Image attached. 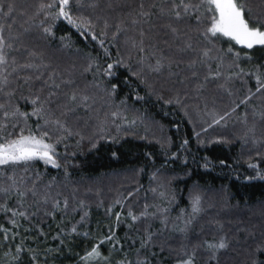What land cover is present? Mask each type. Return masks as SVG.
<instances>
[{
  "label": "trees",
  "instance_id": "16d2710c",
  "mask_svg": "<svg viewBox=\"0 0 264 264\" xmlns=\"http://www.w3.org/2000/svg\"><path fill=\"white\" fill-rule=\"evenodd\" d=\"M47 2L0 0L9 61L0 67V81L8 79L6 86L0 84V103L9 113L17 108L31 113L37 96L48 101L44 119L32 116L25 125L14 117L6 121V132L48 131L52 139L47 142L55 144L61 165L34 161L27 171L22 166L14 173L4 170L35 179L38 198L47 193L50 200L37 205L28 195L21 208L18 195L0 198V204L26 213L14 218L19 224L14 227L11 213L0 211V226L9 229L10 237L4 240L0 233V264H117L125 258L133 264H177L185 246L191 251L220 237L228 247L214 260L197 249L196 264H252L253 257L264 264L259 251L264 249V180L258 178L264 175V120L258 115L264 112V94L241 104L249 89L255 91V78L228 79L237 71L235 52H240V67L250 73L264 65V46L245 49L225 37H206L207 20L170 21L159 15L164 0H83L74 15L90 19L92 27L81 35L83 30L66 21L46 18L40 5ZM248 6L253 12L264 7L261 0H248ZM47 27L53 35L44 32ZM207 49L210 58H203ZM158 62L160 70L154 71ZM109 63L111 76L105 75ZM218 66L221 77L206 80ZM72 94L75 101L69 99ZM56 119L67 132L45 124ZM31 187L26 179L23 189ZM197 195L202 210L186 226ZM54 199L61 202L59 210L52 207ZM145 206L150 215L133 222L128 211L139 215ZM165 217L167 227L161 223ZM110 231L120 246H101L109 259L83 261ZM149 233L153 241L141 249ZM18 245L25 251L15 261Z\"/></svg>",
  "mask_w": 264,
  "mask_h": 264
},
{
  "label": "snow or ice",
  "instance_id": "6c2138e0",
  "mask_svg": "<svg viewBox=\"0 0 264 264\" xmlns=\"http://www.w3.org/2000/svg\"><path fill=\"white\" fill-rule=\"evenodd\" d=\"M164 7L159 9V15L162 17H167L170 21L176 22H186L189 20H195L197 24L207 20L209 26L205 29L204 35L211 36L213 38L225 37L229 41H234L236 45H240L245 49H253L256 46H264V7H261L259 12H253V9L248 6V0H164ZM261 4L264 5V0H261ZM84 6L83 0H50L47 3H41L40 12L46 14V18H50L53 21L63 20L66 21L77 31H81V35H88L89 29L92 27L90 19H84L82 16L74 15V9L81 8ZM94 4H90L89 7H94ZM144 6L141 5V8ZM155 7V5H153ZM4 5L0 4V9H3ZM55 10V11H52ZM13 11L12 8H8V14H11ZM39 14V13H38ZM141 16H148V12H141ZM135 23V21H133ZM169 30L175 34L178 32V29L173 26L172 23L167 25ZM4 28L0 27V67L6 66L9 61L7 58V53L5 51L6 42L3 36ZM44 32L48 35H53L52 28H44ZM93 40L97 39L96 35H91ZM61 39H64L63 37ZM11 47V45H7ZM187 49H191L192 45L187 44ZM143 50V49H141ZM229 53L233 52V47H229L227 50ZM211 49L204 50L202 52L203 58H210ZM235 59L233 60V66L237 71L228 77L229 80L233 76L237 78H243V76L251 75L255 78V91L249 89L250 95L241 100L240 103H247L252 96H255L257 93L264 94V65L257 64L256 68L250 73L245 72L243 68L240 67L238 61L240 59V52L234 53ZM244 56L251 60L250 53H244ZM204 62L203 60L201 61ZM15 63V61H13ZM119 63V61L117 62ZM195 63V62H194ZM24 68L34 67L32 64L21 65ZM113 64H107L105 75H114L111 71ZM160 66L154 69V71H159ZM222 73L219 71V66L217 70L209 71V75L205 77L206 80H217L221 77ZM0 84L7 85L8 79L7 76L3 77V80L0 81ZM59 87V85H55ZM223 87V85H221ZM4 88L0 86V92H3ZM69 99L75 101L77 99L75 94H72ZM85 102L87 97L82 98ZM142 99V98H141ZM36 107L31 113L29 112H20L19 108L15 111L9 113L5 110V105L0 103V112H2L3 120L0 121V198L11 199L12 195H18L19 207H23V204L26 202L25 197L31 195L34 198V202L39 204L47 205L49 203L50 197L45 193L42 197L38 198V191L36 189L35 179L26 178L20 176L16 178L15 175L5 174V169L9 172L14 173L16 166H22L27 171V168L32 165L34 161H43L45 164H49L52 167L59 168L61 165L56 160V147L54 143H49L47 140H51L48 131H42L39 134L33 133L30 129L19 128L17 134L13 136L11 132H6L9 127V124L6 121L12 120L14 117L22 118L25 121V125L30 117L36 116L39 119H44L46 114L45 104L48 101L41 102L39 96L31 101ZM262 120H264V112L258 114ZM220 119H224L221 117ZM219 123V121H215ZM54 124L57 129L67 132L64 124L59 120L48 121L45 120V124ZM211 126V125H210ZM13 129H17V124L13 123L11 125ZM71 135V133H68ZM199 135V133H197ZM59 143V140L56 141ZM187 144V141L184 142ZM249 167L256 168L257 165L250 164ZM258 178L264 180V175L258 173ZM28 179L29 183H32L31 188L23 189L25 180ZM6 185V186H5ZM131 195V193H130ZM163 196V193H161ZM60 201L54 199L52 202V207L59 210ZM117 203H120L117 201ZM64 207L67 208V200L63 201ZM201 200L200 197L194 196L192 199V216L186 221V226L192 223V220L195 219V216L201 212ZM32 205H29L31 207ZM81 207L83 204L81 203ZM39 210V209H38ZM0 211L11 213V224L14 227H19V224L15 217H26L25 211H20L18 209H13L8 207L6 204H0ZM163 211H166L163 210ZM111 212V209H109ZM50 215L51 213H45ZM35 215V213H32ZM88 213L85 212L81 217V220H84L87 217ZM150 214L147 211V206L145 210L139 215L133 213L132 210L128 211V216L133 222L141 220L142 218H147ZM154 215V214H151ZM121 216L120 213L116 214L117 222H120ZM161 223L167 227V218L165 217L161 220ZM187 228L180 229L181 232H186ZM72 232H76V228H72ZM0 233H3L4 240H8L10 237L8 235L9 229L0 226ZM87 235V234H85ZM154 234L149 233L141 241V249L147 248L150 243L153 241ZM14 238V237H11ZM107 242H113L112 247L116 249L120 246V242L115 237V232L110 231V234L105 236L103 239H100L99 242L87 252L85 256L81 259L85 262L95 259L97 262L107 261L109 258L105 257L101 252V246ZM228 247L227 241L223 238H214L212 240H206L202 244H198L192 248L191 251L185 246L181 253H178L180 257L177 261V264H196L197 249H200L208 254L210 260L216 259V254L223 249ZM25 251L21 246L15 248L16 255L13 256V260H20V253ZM139 251V250H138ZM260 255L264 256V249H260ZM7 255V253H5ZM35 260V257H32ZM117 264H133L132 261L127 260L126 258L117 262ZM137 264H143V262H137ZM252 264H257L255 257L252 259Z\"/></svg>",
  "mask_w": 264,
  "mask_h": 264
}]
</instances>
